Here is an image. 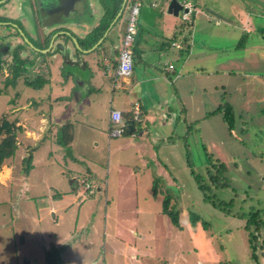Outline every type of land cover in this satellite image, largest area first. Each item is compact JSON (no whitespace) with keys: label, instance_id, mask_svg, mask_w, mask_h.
<instances>
[{"label":"rangeland","instance_id":"1","mask_svg":"<svg viewBox=\"0 0 264 264\" xmlns=\"http://www.w3.org/2000/svg\"><path fill=\"white\" fill-rule=\"evenodd\" d=\"M202 2L238 26L222 19L217 24L219 18L212 14L215 19L211 21L192 17L196 22L193 27L192 21L183 19L182 13L179 16L195 41L204 40L208 56L206 66L214 65L215 61L226 65L223 70H228V74L220 76L226 86L215 96L221 95L222 106L232 107L236 131H230L221 112L196 124L191 122L192 114H188V122L185 125L184 121L183 129L176 131L179 135L175 132V140L182 153L190 150V157L182 154L177 156L178 160L174 156L173 175L163 173L162 184L153 185L159 188L158 200H153L150 174L144 176L142 169L141 175L135 177L132 175L134 169L126 166L121 169L124 181L121 196L126 199L124 209L106 208V215L103 192L89 196L70 189L71 179L63 181L62 168L72 178L76 176L75 167L87 168L91 164L87 161L74 164L69 156L62 155L65 153L63 147L48 142L32 160L31 179L25 181L27 188H23V192L30 190L28 197L16 200L13 187L0 183V264H24L28 252L35 256L34 264H45L43 252L46 249L47 253L52 249V242L60 240H66L72 247L70 253L75 260L71 264H264V226L261 236L255 233L252 240L251 230L246 227L250 213L258 212L264 218V0ZM242 37L244 44L239 47ZM28 92L31 90L25 86L24 94ZM215 96L207 95L206 105L212 104L208 97ZM11 97L0 93V120L3 117L10 121L15 119L12 117L14 107L9 102ZM207 109L208 106L206 110L204 106L205 112ZM194 114L199 116L203 111ZM22 133L17 134L18 141ZM66 151H71L70 146ZM27 152L19 149L16 160L13 156L6 159L0 172L6 169L13 172V161L20 163V157ZM188 159L191 167L187 165ZM212 161L224 164L229 184L213 186L209 190L211 200H207L196 176L205 178ZM107 164L98 162L96 167L105 174ZM132 164L140 163L134 161ZM110 165L113 176L115 167ZM19 171L23 173L24 162ZM51 183L58 187L52 188ZM136 186L143 191L136 193ZM64 188L69 190L66 192ZM165 197L170 199V210H180L181 228L164 212ZM62 203L73 205L62 207ZM50 209H55L58 223ZM190 212L200 215L209 224L204 228L198 223L207 240L202 239L203 233L194 235L197 226L192 227ZM105 220L107 227H104ZM114 234L121 236L123 242L112 241ZM129 241L130 250H134L131 259L115 249L109 251V247L120 248L122 243ZM105 252L114 255L106 257ZM62 254L64 256V252Z\"/></svg>","mask_w":264,"mask_h":264},{"label":"crops","instance_id":"2","mask_svg":"<svg viewBox=\"0 0 264 264\" xmlns=\"http://www.w3.org/2000/svg\"><path fill=\"white\" fill-rule=\"evenodd\" d=\"M96 1L102 11L98 14L100 17L103 10H106V2L110 4L112 10L106 12L99 33L87 46L90 49L100 39L102 43H98L99 50L104 51L105 54L103 60L98 62L95 54L83 56L77 49L79 45L75 37L57 38L52 44V48L56 51L46 55L40 53L38 55L30 47L25 51V56L30 55L27 64L30 79H33L37 72L39 79L43 78L45 84L41 88L29 86L31 92L23 97L21 106L18 105L19 100L15 94L11 97V106L14 107L12 117L23 131L13 158L16 160L19 149L22 153L26 150L28 152L20 157V163L13 161V172L7 169L3 173L0 172V175L6 177L0 183L6 187H13L16 200L17 198L24 200L30 194L29 189H25L27 195L23 192L25 181L31 179L30 171L20 173V164L23 163L25 156L32 154L34 158L39 149L45 147L48 142L63 147L65 153L62 155L69 156L74 164L79 165L86 161L91 164V167L87 166V168L75 167L76 176L72 178L67 175L69 172L62 168L63 181L71 179L70 189L89 196L95 197L97 191L103 192L105 209H124L122 207L126 199L121 196L124 190L121 169L126 166L134 169L132 175L135 177L141 175L142 169L145 170L144 176L150 174L153 200H156L159 188L155 190L154 183L162 184L163 173L173 175L171 162L175 161L174 156L186 155L188 152L182 153L181 148L177 146L175 132L183 129L184 121L185 125L187 124L188 114H192L191 122L196 124L216 117L218 114L215 112L216 109L222 106L221 95L219 94L217 99L218 96L216 97L215 94L226 86L220 77L225 72L228 74V70H223L226 65L215 61L214 65L206 66L208 56H206L204 40L195 41L189 28L183 27L180 18L168 13L170 0H142L138 35L133 48L134 66L128 76H118L117 66L129 13L127 6L132 0ZM244 1L248 2V0ZM197 11L195 19L204 18L208 21L215 19L212 14L200 9ZM190 21L194 27L195 20L191 18ZM220 22L221 19H217V24ZM229 23L237 26L233 22ZM176 43L181 47H177ZM40 47L43 49L47 47L44 36L41 37ZM57 48H68L70 54L60 57L61 52ZM207 95L215 96L208 97L212 100L211 105H206ZM204 106L205 110L208 106L207 112L203 110ZM111 109L122 111V123L126 128V133L122 136H110ZM200 110L203 114L199 116L194 114ZM130 121L136 126L133 132L128 130ZM67 125L70 126L69 134L72 137L65 146L61 137L65 135ZM204 127L206 128V125ZM69 146L71 151H66ZM177 158L179 160V157ZM50 159L52 160L53 157ZM134 161L140 164L133 165ZM98 162L108 163V167L105 168L106 175L96 167ZM110 164L115 167L113 176H111L113 171ZM96 181L100 185H97ZM88 182L92 187L90 192L86 191L87 184L84 185ZM50 185L52 188L58 187L53 183ZM151 189L149 191H152ZM68 190L64 188V191ZM135 191L140 193L143 190L136 186ZM121 200L123 202L119 203ZM118 203L121 205L119 206ZM67 205L73 204H63L62 207ZM50 211L54 212L53 218L58 223L55 209ZM104 214H108L107 209ZM196 226L194 235L203 233L202 239L207 240L208 237L201 225ZM104 227H107L106 220ZM115 240L123 242L121 236L117 234H114L112 239ZM52 243L64 248L62 264L74 262L75 259L70 253L72 247L66 243V240ZM130 244L129 241L122 243L120 248L109 247V251L115 249L116 252L119 251L124 257L131 259L134 250H130ZM43 253L47 264L46 249ZM26 254L29 257L24 264H34L33 253ZM104 255L108 257L114 254L105 252Z\"/></svg>","mask_w":264,"mask_h":264},{"label":"water","instance_id":"3","mask_svg":"<svg viewBox=\"0 0 264 264\" xmlns=\"http://www.w3.org/2000/svg\"><path fill=\"white\" fill-rule=\"evenodd\" d=\"M42 3L45 14L42 15V30L40 31V36H44L47 47L44 49L38 47L37 50L40 54L46 55L56 51L52 48V44H54V41L59 37L64 39L66 37L72 39L75 37L79 45L77 49L83 56L95 54V58L98 62L104 59V51L99 50L100 47L98 43H102L100 39L98 43L90 49L87 46L93 42L94 38L99 33L106 12L109 10L112 11L108 2H106V10H103L101 17L98 14L102 11H100L96 0H42ZM186 3H190L192 6L191 18L196 17L198 13L197 9H200L205 13L211 12V14L217 15L218 18L231 22V19L226 18L213 9L211 10L202 1L197 0H170L168 13L179 17L182 11L189 10V7H185ZM57 49L61 52V54H59L60 57H65L70 54L68 48ZM135 128L134 122L130 121L128 123V130L133 132Z\"/></svg>","mask_w":264,"mask_h":264},{"label":"flooded vegetation","instance_id":"4","mask_svg":"<svg viewBox=\"0 0 264 264\" xmlns=\"http://www.w3.org/2000/svg\"><path fill=\"white\" fill-rule=\"evenodd\" d=\"M43 9L42 0H0V93L15 94L20 106L27 94L25 86L39 79L37 72L30 79V55L25 56V51L30 47L40 55L37 48L41 43Z\"/></svg>","mask_w":264,"mask_h":264},{"label":"trees","instance_id":"5","mask_svg":"<svg viewBox=\"0 0 264 264\" xmlns=\"http://www.w3.org/2000/svg\"><path fill=\"white\" fill-rule=\"evenodd\" d=\"M106 25V24H105ZM103 26V28L105 27ZM245 38L242 37L240 40L238 46L240 47L243 43V40ZM30 86L34 88H41L45 84V80L38 79L36 82H30ZM216 113L221 112L223 114L224 121L227 123L228 128L233 133L236 131V120L234 117V113L232 111V107L229 105L220 106L215 111ZM22 127L20 125L16 124V121H10L6 117H3L2 120H0V167L5 162L6 159L12 157L15 155L16 150L18 148V140H17V134L21 131ZM65 135L61 137L63 143L65 146H67L71 140V135L69 134L70 126L65 127ZM190 150H188L189 157H190ZM33 156L30 154L29 156L24 158V172L28 173L31 168L33 167ZM189 160V159H188ZM189 166L191 167V160H189ZM208 175L203 178L200 175H197L196 179L198 182V185L200 189L205 192L206 199L211 200V195L209 194V190L213 186H223L225 187L229 183V179L227 176H225V167L224 164L219 162L216 163L214 161L209 162L208 164ZM89 184L86 191L90 192L92 190L91 184L84 183V185ZM156 190V188H155ZM169 203L170 199L166 197L164 202V212L168 213V215L172 218V222L177 227L181 228L180 224V210L177 209H169ZM215 203V202H214ZM222 204L221 202L219 205ZM215 205H218L215 203ZM190 219L193 224V226H196L199 222L202 223V226L204 228H208L209 224L198 214L194 212H190ZM264 226V218L259 214L258 212L250 213L247 219L246 227L251 230L250 232V239L252 240V236H256L255 233L258 236H261V229ZM252 228V229H251ZM253 244V242H252ZM63 247H57L55 245H52V249H49L46 253V262L47 264H62L63 263Z\"/></svg>","mask_w":264,"mask_h":264},{"label":"built area","instance_id":"6","mask_svg":"<svg viewBox=\"0 0 264 264\" xmlns=\"http://www.w3.org/2000/svg\"><path fill=\"white\" fill-rule=\"evenodd\" d=\"M142 7V0H132L127 24L125 28L124 35L122 37L119 58H118V66H117V75L118 76H128L133 71L134 66V45L138 35V23H139V15ZM185 7H189L188 11H182L183 19L190 20L191 19V4L186 3ZM177 47H181L180 44L176 43ZM138 108V107H137ZM116 113V118H113V114ZM123 114L119 109H111L110 111V136L118 137L122 136L126 133V128L122 123ZM89 186V184H87Z\"/></svg>","mask_w":264,"mask_h":264},{"label":"clouds","instance_id":"7","mask_svg":"<svg viewBox=\"0 0 264 264\" xmlns=\"http://www.w3.org/2000/svg\"><path fill=\"white\" fill-rule=\"evenodd\" d=\"M113 118L114 119L116 118V113L113 114ZM4 179H6V177L3 175H0V181H3Z\"/></svg>","mask_w":264,"mask_h":264}]
</instances>
